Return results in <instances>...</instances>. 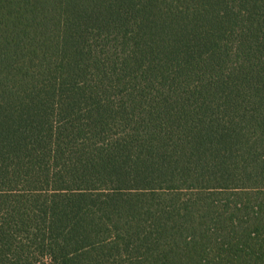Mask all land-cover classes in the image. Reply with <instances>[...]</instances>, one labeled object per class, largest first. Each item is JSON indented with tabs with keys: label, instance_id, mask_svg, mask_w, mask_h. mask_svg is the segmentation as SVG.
Returning <instances> with one entry per match:
<instances>
[{
	"label": "trees",
	"instance_id": "1",
	"mask_svg": "<svg viewBox=\"0 0 264 264\" xmlns=\"http://www.w3.org/2000/svg\"><path fill=\"white\" fill-rule=\"evenodd\" d=\"M0 264H264V0H0Z\"/></svg>",
	"mask_w": 264,
	"mask_h": 264
}]
</instances>
